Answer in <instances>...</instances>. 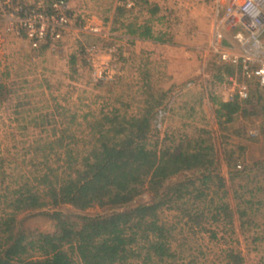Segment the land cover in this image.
Segmentation results:
<instances>
[{
    "label": "rangeland",
    "instance_id": "374dc122",
    "mask_svg": "<svg viewBox=\"0 0 264 264\" xmlns=\"http://www.w3.org/2000/svg\"><path fill=\"white\" fill-rule=\"evenodd\" d=\"M130 1L133 4L127 7L128 0H70L73 13L86 10V14L79 13L88 20H82L80 15L73 17L71 23L76 35L48 46L65 61L57 67L48 59L47 52L41 50L40 54L37 52L40 59L32 58L33 49L29 55L18 51L10 52L5 60L0 57V193L6 188L14 189L18 176L32 178L41 174L45 159L50 166H57L59 160L63 164L62 159L67 158L65 149L56 154L45 143L64 136V144L71 142L69 149L72 148L73 158L79 159L93 144L96 135H92L90 127L102 115L114 113L122 120L149 112L150 126L144 140L148 147L160 153L177 152L190 150L200 140H206L213 147L215 167L224 177L225 200L232 209L231 224L223 226L210 221L208 201L219 180L214 178L204 185L197 181L203 195L195 210L199 209L203 216L189 220L190 216L179 209H161L158 222L170 229L165 237L175 257L159 261L153 256L155 264H234L226 254L230 250L240 256L239 264H264V132L257 139H250L246 132L249 128L261 127L264 93L251 87V96L246 101L226 99L228 91L224 85L235 70L220 62L210 50L212 23L208 43L191 50L193 56L188 60H193L195 66L188 69L182 81H173L169 60L164 57L165 44L160 43L153 49L144 44L135 47L129 41L133 37L127 33L135 18L142 22L141 26L150 23L145 22V12L146 16L161 14L163 20L153 26L160 30L163 23L166 25L163 30L167 32L170 19L166 17L173 13V6H177L179 13L185 5L179 0ZM100 13L112 25L111 28L104 25L105 34L99 31L96 37L79 27V20L81 24L86 21L96 24L90 15L99 20ZM234 29L226 26L227 37ZM162 35L163 42L170 37ZM6 37L0 28V40ZM176 40L178 37L172 42ZM90 43L99 45V52L88 59L84 47ZM104 46L115 47L119 59L112 78L99 80L93 77L94 68L102 61L110 63L112 57ZM0 50L1 55L3 48ZM221 102L236 105L228 112L221 108ZM238 163L240 169L236 167ZM185 174H178L170 182ZM152 200L153 193L145 189L132 205L149 204ZM59 208L69 214L73 228L81 224L79 216L102 211L98 206L81 211L67 205ZM241 211L245 214L241 215ZM16 219L17 226L24 229L55 230V222L40 212H21ZM150 237L155 239L153 235ZM140 246L142 241L134 247L140 252V258L133 259L132 264H142L146 249L140 250Z\"/></svg>",
    "mask_w": 264,
    "mask_h": 264
},
{
    "label": "trees",
    "instance_id": "16d2710c",
    "mask_svg": "<svg viewBox=\"0 0 264 264\" xmlns=\"http://www.w3.org/2000/svg\"><path fill=\"white\" fill-rule=\"evenodd\" d=\"M137 31L139 37L161 40L147 25ZM234 105L220 103L228 112ZM148 114L119 120L117 114L105 113L90 127L96 138L79 159L73 158L71 142L64 144V136L45 143L56 154L65 149L67 158L62 159L63 164L59 160L57 166L48 165L45 159L41 174L18 176L14 189L0 193V264H132L140 258L134 248L140 241L139 249H146L142 264H155L153 256L159 261L174 258L165 237L170 229L159 224L158 213L179 209L190 216L189 220L202 217L200 210H195L203 195L199 185L214 178L220 185L208 201V218L218 225L232 223L213 147L206 140L177 152L160 153L148 147L144 141L150 126ZM180 173L186 174L170 182ZM145 189L153 193L152 202L132 205ZM62 205L78 211L98 206L102 211L79 216L81 224L73 228L69 214L59 208ZM21 212L42 213L55 222V230L41 232L17 226L16 216ZM233 252L226 254L239 264L241 258Z\"/></svg>",
    "mask_w": 264,
    "mask_h": 264
},
{
    "label": "built area",
    "instance_id": "2783aa9c",
    "mask_svg": "<svg viewBox=\"0 0 264 264\" xmlns=\"http://www.w3.org/2000/svg\"><path fill=\"white\" fill-rule=\"evenodd\" d=\"M70 0H0V21L5 34L23 37L28 46L38 50L62 40L72 29V18L84 14L73 13ZM128 0L126 6H132ZM215 15L210 50L223 64L234 68V74L224 85L228 101H246L251 96V87L264 93V0H215ZM84 31L99 37V26L81 24ZM234 31L230 37L225 34L226 26ZM85 44V43H84ZM85 46V45H84ZM112 54L109 62L102 61L93 71L95 79L112 78L119 56L116 48L103 47ZM90 59L99 52V45L90 43L84 47ZM92 62V61H91ZM189 85V84H188ZM250 139H257L264 132V118L261 127L246 130ZM237 169L241 168L238 163Z\"/></svg>",
    "mask_w": 264,
    "mask_h": 264
},
{
    "label": "crops",
    "instance_id": "0c3cea01",
    "mask_svg": "<svg viewBox=\"0 0 264 264\" xmlns=\"http://www.w3.org/2000/svg\"><path fill=\"white\" fill-rule=\"evenodd\" d=\"M73 1L74 0H72V2ZM77 1H81V0H77ZM179 1L181 2L183 6L185 5L184 7L186 8L184 10H181V12L178 13L176 11L177 6H173V9H172L173 13L170 16L166 17V19H170L168 23L170 27L167 29V32H165L166 30H163L164 28H166V25L164 27L163 23L159 27L160 30L156 29L153 26L154 24H158V22L163 20V17L161 16V14L157 13L158 14L157 15L155 13L154 14L148 13V16H146V12L144 13L145 22H150L148 24L146 23V25L151 28V33L155 36H158V35L161 36L162 34L170 36L169 38H167V41L166 40L164 42L162 40L155 41L153 39L139 37L137 35L139 33L137 30L141 27L142 22H138L136 18L133 20L131 24V29H133V31L134 30L136 31L131 33L128 30V33H127L131 35V37H133L131 38V40L129 39V41L130 43L132 42L135 43V47H138L144 44L145 46L148 45L150 48L153 49L154 47H157V45H159L160 43L165 44L164 57H166L169 60V64H168L169 73L173 75L172 80L177 81V82L182 81L186 77L187 73H189L188 69L195 66L194 65L195 62L193 60H191V62L188 60V58L193 56L192 55L193 51L191 52V50L199 48L198 47L199 45L208 43V38H209L208 35L210 32L209 28H211V23L213 24V21L216 18L215 10H214L215 0H207V2L205 0H179ZM206 3L208 4L205 5ZM178 7L180 8L181 5H179ZM78 12L86 13V10L84 11L78 10ZM90 18H92V20L96 23L95 25L99 23V31L101 35L105 34V31H106L104 25L106 26L107 24L108 27L109 26L110 28L112 27V25H110V22L104 21L103 13L99 14V18H100L99 20L94 19L95 18L94 14L90 15ZM111 24H112V21H111ZM2 27H3L2 21H0V28L2 29ZM117 29H120V28H117ZM107 33L108 32H106V34ZM5 35L7 36L5 40H0V43H1L0 48H3L2 50L3 52H1V55H0L2 60H5L6 57L10 55V52L12 53V52H18V51L22 52L23 51L26 53V55L30 54V51L32 50H30L31 48L28 46L26 40L23 37L11 35V34H5ZM70 35L71 36L76 35V30L75 29L73 30V27L72 29L69 30L67 36L64 38H67ZM171 35H174V38H172ZM203 35H205L206 37H203ZM177 37H178V41L176 40V42H172V40L177 39ZM18 48H20L21 50H18ZM33 51L35 55L32 56V58L34 57L35 59L41 58L37 54L38 51L42 53L47 52L46 56L48 57V59L53 61V64L56 67L60 63L65 62V61L60 60V58H62L60 55H54L53 54L54 50H51L50 47L48 46H44L38 50H33ZM40 52L38 53L40 54ZM23 57H26V56H23ZM32 62H35V60L32 59ZM52 68H55V67H52ZM191 71L192 69H190V72Z\"/></svg>",
    "mask_w": 264,
    "mask_h": 264
}]
</instances>
